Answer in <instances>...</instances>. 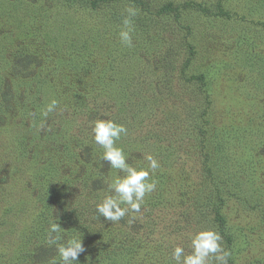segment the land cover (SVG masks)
<instances>
[{
	"label": "rangeland",
	"instance_id": "rangeland-1",
	"mask_svg": "<svg viewBox=\"0 0 264 264\" xmlns=\"http://www.w3.org/2000/svg\"><path fill=\"white\" fill-rule=\"evenodd\" d=\"M95 1L0 0V264L59 261L53 220L61 243L81 236L79 264H175L173 247L190 253L206 229L227 264H264V0ZM169 2L177 12L159 10ZM98 118L127 128L133 167L160 164L116 223L95 218L118 174L93 142Z\"/></svg>",
	"mask_w": 264,
	"mask_h": 264
},
{
	"label": "clouds",
	"instance_id": "clouds-1",
	"mask_svg": "<svg viewBox=\"0 0 264 264\" xmlns=\"http://www.w3.org/2000/svg\"><path fill=\"white\" fill-rule=\"evenodd\" d=\"M138 9L128 7L122 20V28L119 31V39L123 46L132 47L133 18L137 16ZM57 106L55 100L45 108L44 115L52 112ZM127 128L111 119L98 118L92 122L91 134L93 142L103 149L100 156L101 162H107L108 166L118 170V174L108 183L104 198L95 205V218L103 217L108 222H119L126 215H135L141 210L145 202V196L156 189V181L150 179V174L160 168L158 160L151 154L146 155L147 167L136 168L128 161L124 150L117 146L121 135L127 134ZM61 227L53 220L48 228L49 246L56 249L59 261L53 260V264H79L78 257L85 252L81 238L66 240L58 233ZM55 234V235H54ZM191 252L185 254L183 247L176 245L171 252V260L175 264H209L215 260L216 264H227L231 255L222 247L220 234L213 229L201 230L190 238Z\"/></svg>",
	"mask_w": 264,
	"mask_h": 264
},
{
	"label": "trees",
	"instance_id": "trees-1",
	"mask_svg": "<svg viewBox=\"0 0 264 264\" xmlns=\"http://www.w3.org/2000/svg\"><path fill=\"white\" fill-rule=\"evenodd\" d=\"M128 1H130V2H132V3H135V4H137V5H139L140 7H142V9H147L148 8V3L146 2V0H128ZM90 6L91 7H93V8H97L98 7V3L95 1V0H90ZM144 7H146V8H144ZM159 10H161L162 12H164V11H169V12H171V11H176L177 12V10H178V8L175 6V7H173V5H171L170 4V2L169 3H167V4H165V5H163L162 7H161V9H159ZM143 24H142V28H143ZM171 62L170 61H167V68H169V69H173V68H171L172 67V65L170 64ZM210 148H212V147H210ZM215 154V153H214ZM213 156V155H212ZM209 157V156H208ZM212 158V157H211ZM214 164H216V162H215V159H212L211 160V164H210V166L209 165H207V170L209 171V172H211L212 171V167H213V165ZM206 198H208V199H211L210 198V193L206 196ZM41 199H44V197H42ZM197 201H199V199H197ZM193 212H194V214H197V215H203V211H202V207H201V204H199V205H194L193 204ZM65 214H67V213H65ZM62 223H68L67 221H65V222H62ZM61 226H63V224L61 225ZM63 228V227H62ZM87 228V227H86ZM86 228H84L83 229V231L81 230V232L82 233H87V232H85V230H86ZM94 232L95 231H92V233H90V240H89V237H88V235H87V240L85 239V246H86V248L87 249H89V247H90V244H92V240L93 239H91V237L93 236V234H94ZM81 233V234H82ZM81 236L80 235H78L77 236V238H80ZM96 247H98V246H96ZM92 248V247H91ZM98 248H100V247H98ZM102 248H103V246H102ZM101 249V248H100Z\"/></svg>",
	"mask_w": 264,
	"mask_h": 264
}]
</instances>
